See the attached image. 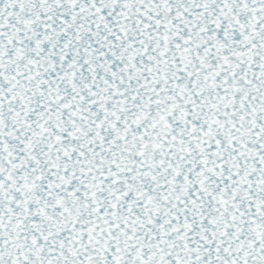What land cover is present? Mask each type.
<instances>
[{
  "label": "snow or ice",
  "instance_id": "snow-or-ice-1",
  "mask_svg": "<svg viewBox=\"0 0 264 264\" xmlns=\"http://www.w3.org/2000/svg\"><path fill=\"white\" fill-rule=\"evenodd\" d=\"M0 264H264V0H0Z\"/></svg>",
  "mask_w": 264,
  "mask_h": 264
}]
</instances>
